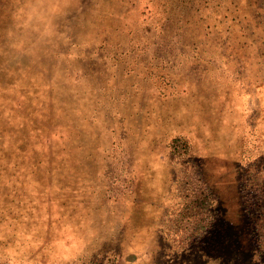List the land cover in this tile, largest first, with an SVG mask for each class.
<instances>
[{
    "label": "rangeland",
    "instance_id": "rangeland-1",
    "mask_svg": "<svg viewBox=\"0 0 264 264\" xmlns=\"http://www.w3.org/2000/svg\"><path fill=\"white\" fill-rule=\"evenodd\" d=\"M0 264H264V0H0Z\"/></svg>",
    "mask_w": 264,
    "mask_h": 264
}]
</instances>
